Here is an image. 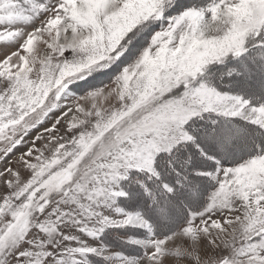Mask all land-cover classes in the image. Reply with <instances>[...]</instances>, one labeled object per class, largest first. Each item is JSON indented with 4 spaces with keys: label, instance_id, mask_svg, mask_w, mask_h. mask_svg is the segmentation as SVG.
<instances>
[{
    "label": "snow or ice",
    "instance_id": "obj_1",
    "mask_svg": "<svg viewBox=\"0 0 264 264\" xmlns=\"http://www.w3.org/2000/svg\"><path fill=\"white\" fill-rule=\"evenodd\" d=\"M0 264H264V0H0Z\"/></svg>",
    "mask_w": 264,
    "mask_h": 264
}]
</instances>
